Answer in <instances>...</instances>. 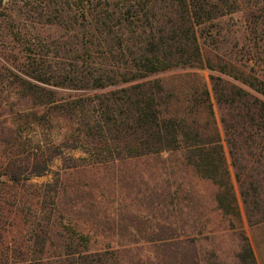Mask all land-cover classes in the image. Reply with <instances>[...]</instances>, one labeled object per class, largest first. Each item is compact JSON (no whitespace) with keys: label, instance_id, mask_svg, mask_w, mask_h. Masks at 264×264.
I'll list each match as a JSON object with an SVG mask.
<instances>
[{"label":"trees","instance_id":"trees-1","mask_svg":"<svg viewBox=\"0 0 264 264\" xmlns=\"http://www.w3.org/2000/svg\"><path fill=\"white\" fill-rule=\"evenodd\" d=\"M262 10L264 0H0V37L20 43L24 55L19 61L31 79L9 69L0 74L1 103L6 105L11 97L28 99L31 104L29 111L18 117L23 120L13 142L18 157L2 165L3 174L13 183H19L26 173L43 176L68 148L90 153L93 146L90 154L97 163L183 151L200 178L232 189L208 83L202 82L200 101L207 119L200 126L191 116L193 108L187 115L170 113L161 79L151 77L174 69L208 68L243 84L210 74L219 106L240 110L233 122L222 116L236 168L235 139L247 136L251 145L256 135L264 137V81L205 47L199 30L207 24L218 25L240 11ZM54 24L62 31L58 45L33 31L37 25ZM52 52L65 61L61 62L60 76L48 63ZM6 81L13 87L4 86ZM114 85H120L119 91L99 99V110L91 106L95 101L87 95L91 90ZM48 86L86 89L88 93L58 97ZM211 126L216 132L208 138ZM113 129L124 131L127 137L115 142ZM27 130L31 137L23 135ZM5 143L12 141L6 138ZM25 153L29 159L22 165L18 159ZM236 177L240 180L238 168ZM44 187L40 212L47 213L49 224L61 225L55 200L58 189L51 184ZM218 200L226 206L225 195L220 194ZM33 235L30 240L36 247L30 256L11 264H86L89 258L86 253L79 260V251L72 246L76 234L69 235V242L60 250L54 244L55 235L47 231ZM9 263V259L0 262Z\"/></svg>","mask_w":264,"mask_h":264},{"label":"rangeland","instance_id":"rangeland-1","mask_svg":"<svg viewBox=\"0 0 264 264\" xmlns=\"http://www.w3.org/2000/svg\"><path fill=\"white\" fill-rule=\"evenodd\" d=\"M255 11H240L226 16L218 25L207 24L199 30L200 41L218 51L222 60L234 62L264 81V23H260L264 11ZM33 31L56 41V45L62 42L58 25H37ZM23 55L20 43L0 37V74L9 69L31 80L19 61ZM48 61L55 75L60 76L64 60L52 52ZM210 74L243 86L208 68L174 69L151 78L161 79L170 113L187 115L193 108L191 116L200 126L207 119L200 101L202 82L208 83L219 137L230 165L232 189L200 178L186 162L183 151L97 163L90 154L93 146L90 153L68 148L47 174L30 177L26 173L19 183H13L3 174L2 165L18 157L13 145L18 124L23 121L18 117L28 112L31 104L28 99L17 101L11 97L6 105L0 102V262L9 259L11 264L26 259L36 247L30 240L32 235L47 231L56 236L54 244L59 250L65 248L62 245L69 242V235L76 234L72 246L79 251V260L89 254L86 264H264V137L255 134L251 146L247 136H236L235 168L222 116L233 122L240 110L219 106ZM3 85L13 87L7 81ZM49 88L58 97L88 93L86 89ZM119 88L114 85L91 90L87 94L95 99L91 106L98 107L99 99ZM209 130L212 132L208 131V138L216 132L212 126ZM112 132L115 142L127 137L124 131ZM23 135L31 137L28 130ZM6 138L12 143H5ZM83 157L86 160L81 161ZM19 158L18 162L26 165L29 155ZM50 184L58 189L55 200L61 225L49 224L47 213L40 212L44 201L40 194ZM220 194L226 196L224 207L218 200Z\"/></svg>","mask_w":264,"mask_h":264}]
</instances>
